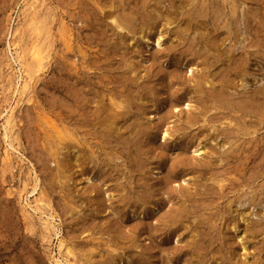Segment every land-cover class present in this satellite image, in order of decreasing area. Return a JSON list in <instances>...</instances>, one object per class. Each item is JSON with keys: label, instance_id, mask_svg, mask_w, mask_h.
<instances>
[{"label": "rangeland", "instance_id": "obj_1", "mask_svg": "<svg viewBox=\"0 0 264 264\" xmlns=\"http://www.w3.org/2000/svg\"><path fill=\"white\" fill-rule=\"evenodd\" d=\"M239 57L264 112V0H0V264H264V120L217 94Z\"/></svg>", "mask_w": 264, "mask_h": 264}, {"label": "bare ground", "instance_id": "obj_2", "mask_svg": "<svg viewBox=\"0 0 264 264\" xmlns=\"http://www.w3.org/2000/svg\"><path fill=\"white\" fill-rule=\"evenodd\" d=\"M225 1V0H223ZM170 2V1H169ZM185 3V2H184ZM234 3V1H233ZM172 4V3H171ZM175 4V3H174ZM152 8V7H151ZM237 8V7H236ZM113 9V8H112ZM181 9V8H180ZM179 10V9H178ZM182 10V9H181ZM220 10V9H219ZM110 11V10H109ZM235 13V12H232ZM237 13V11H236ZM108 15V14H107ZM246 17V16H244ZM115 18V17H114ZM175 18V16H174ZM236 21V20H235ZM112 22H116V21H112ZM121 22V21H120ZM126 22V21H125ZM191 22H193L192 19L189 20L188 23L191 24ZM119 24V23H118ZM120 25V24H119ZM118 25V26H119ZM187 25V24H186ZM195 25L198 28V25L200 26V23L198 21H195ZM122 27V26H120ZM119 27V28H120ZM126 27V26H125ZM124 27V28H125ZM145 27V26H144ZM206 27V26H205ZM129 28V27H128ZM125 30V29H124ZM189 31V30H186ZM200 30H193L194 33L198 32ZM226 32V31H225ZM224 32V33H225ZM205 33V32H204ZM230 33V31H229ZM219 34V33H218ZM201 35V34H200ZM194 36V35H193ZM216 40H218V37L214 38V41L212 42H207L204 44V46L202 45V42H200V48L203 47V50L200 51L198 58H201V56H203V63L202 65H204V70L207 68H212L215 66V64L217 63V59L218 57L220 58L224 53H220L219 49H218V42H216ZM160 38H158L157 40V45L161 46L160 43ZM34 45V44H33ZM255 47V45H254ZM220 50H221V46H220ZM233 51V50H232ZM216 52H219L216 54ZM46 55V54H45ZM245 55V54H244ZM215 56L217 57V59L215 58ZM237 56V55H236ZM44 55L42 54L41 50L37 49V48H33L30 52V55L28 58H26V55L24 54V52L22 51H17V59L20 63L21 69L23 70V73H25L27 75V77H30V74L32 72H34V67L37 68V71L40 70V68H43L42 64H43V60H44ZM233 57L230 56L228 57V61L231 60ZM198 60V59H197ZM45 62V61H44ZM216 62V63H215ZM197 63V62H196ZM227 63V62H226ZM195 65V64H194ZM198 65V63H197ZM245 61L244 59H240V57L238 59H234V66L232 68H230V70H227L226 73L221 76V78L219 79V89L217 90V94L219 97H222V100H226L225 102H223L221 105L222 106H226L227 109L229 111H237V112H242L243 114H250V113H254L259 115L260 119H259V123H262L264 120V112L260 111V106L257 108L255 107V102H254V98L245 95V89H246V84H244V81L242 79V77H244L247 74V70L245 67ZM195 67V66H194ZM230 67V66H229ZM196 69V68H195ZM203 69V68H202ZM200 71V70H199ZM22 72V71H21ZM33 74V73H32ZM216 75V74H215ZM231 75H233V79L231 78ZM208 78V76H206ZM240 78L241 80V84H240V89L242 88V92H237L239 86H233V82L235 79ZM210 82V81H209ZM210 84V83H209ZM206 85V83H205ZM211 86V85H210ZM213 86V85H212ZM211 86V87H212ZM252 91V90H251ZM241 94V95H240ZM249 94V93H248ZM258 94H262L264 95V87L255 90V95ZM234 95H240V99L239 100H231V102H228L229 99H231L232 96ZM254 95V96H255ZM196 96V95H195ZM258 98V97H257ZM252 100V101H251ZM194 105V104H193ZM257 108V110H256ZM209 110V108H208ZM255 116V115H254ZM248 117V116H247ZM115 118V117H114ZM116 119V118H115ZM113 123V122H112ZM264 123V122H263ZM115 124V123H114ZM106 127V126H105ZM57 128V127H56ZM68 132V131H67ZM223 132V131H222ZM228 132V131H227ZM234 133V132H233ZM61 134V133H60ZM66 134V133H65ZM67 136H69L68 134H66ZM164 135L166 136L167 134L164 133ZM64 136V135H63ZM73 136V135H72ZM60 137V136H59ZM65 138V136H64ZM62 138V139H64ZM71 139V138H70ZM72 140H75L74 138H72ZM225 145V144H223ZM207 146V145H206ZM198 151V150H195ZM206 151V149H205ZM200 152V151H199ZM255 203V202H253ZM252 203V204H253ZM255 205V204H254ZM246 213V212H245ZM245 219V218H244ZM61 248H62V244H61Z\"/></svg>", "mask_w": 264, "mask_h": 264}]
</instances>
